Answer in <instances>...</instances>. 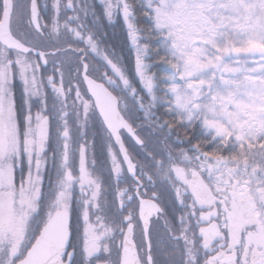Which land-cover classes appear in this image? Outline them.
Here are the masks:
<instances>
[{"label":"flooded vegetation","instance_id":"1","mask_svg":"<svg viewBox=\"0 0 264 264\" xmlns=\"http://www.w3.org/2000/svg\"><path fill=\"white\" fill-rule=\"evenodd\" d=\"M73 2L0 0V23L10 6L11 34L26 47H9L0 40V264L12 259L13 245L18 264L43 227L62 211L68 214L70 230L60 256L63 264H121L129 227L140 264H185L186 259L191 264H264V203L262 208L257 203L256 183L244 178L239 202H228L227 195L212 193L209 175L191 172L185 179V222L177 209L168 208L165 191L156 183L165 179H154L148 169L156 144L150 121L135 127L123 112L113 82L102 77L101 67L91 69L88 34L61 30L59 18L66 19L63 9ZM20 22L32 42L16 31ZM25 53L34 57L26 58ZM85 69L114 93L140 140L120 131L135 175L105 128L111 142L93 146L97 177L89 175L83 132L87 133L86 117L95 105ZM57 103L62 111H56ZM73 128L83 135L71 136ZM112 166L115 175L109 174ZM213 223L212 234L206 236L203 231ZM192 237L185 257L183 243Z\"/></svg>","mask_w":264,"mask_h":264},{"label":"trees","instance_id":"2","mask_svg":"<svg viewBox=\"0 0 264 264\" xmlns=\"http://www.w3.org/2000/svg\"><path fill=\"white\" fill-rule=\"evenodd\" d=\"M86 2L74 0L69 9H63L66 19L59 18L61 30L88 34V44L92 48L89 55L91 69L101 67L102 77L113 82L124 103L123 112L135 127L143 128L150 121L156 144L152 147L155 158L148 169L154 179H165L156 183L165 191L168 208L177 209L183 219L181 222H185L182 205L188 203L189 193L185 179L191 172L209 175L208 183L217 197L221 195L224 198L227 192L233 193L232 196L239 193L242 178L234 171L228 174L227 165L232 159L245 157V150L231 143L214 144L204 134L199 121L186 123L173 115L166 76L175 70L176 65L161 33L154 28L155 22L144 3L141 0H99L97 5L87 6ZM56 107V111H62L58 103ZM86 120L87 133L84 131L83 134L87 135V145L84 150L89 175L96 178L98 158L93 146L110 143L111 140L102 123L98 125L100 119L94 108ZM79 128H73L71 136L82 134L80 131L76 133L75 129ZM96 133H100L102 141L94 136ZM263 148L253 151L255 153L249 157L248 164L252 163L253 156L264 161ZM71 153L74 155L76 152L72 149ZM145 166L141 165V169L148 167ZM109 168V174L115 175L117 171L113 166ZM193 239L195 237L190 243H183L185 257L192 249ZM185 264H191L189 259Z\"/></svg>","mask_w":264,"mask_h":264},{"label":"rangeland","instance_id":"3","mask_svg":"<svg viewBox=\"0 0 264 264\" xmlns=\"http://www.w3.org/2000/svg\"><path fill=\"white\" fill-rule=\"evenodd\" d=\"M141 1L176 65L166 76L173 115L199 121L214 144L245 150L228 161V174L256 183L262 208L264 161L248 160L264 147V0ZM17 26L32 42L25 25Z\"/></svg>","mask_w":264,"mask_h":264},{"label":"water","instance_id":"4","mask_svg":"<svg viewBox=\"0 0 264 264\" xmlns=\"http://www.w3.org/2000/svg\"><path fill=\"white\" fill-rule=\"evenodd\" d=\"M5 10L6 13L0 23L1 42L9 47H17L23 50L26 49V47L17 41L11 34V7H6ZM83 75L87 90L94 101L95 107L105 127L112 135L115 143L119 146V150L129 171L132 175H135V164L127 153L120 130L124 128L137 140H139L138 136L134 134L131 126L122 115L119 109L118 99L109 88L104 83L87 75L86 69L84 70ZM82 162L83 166H85L84 157ZM63 213L64 211L56 213L43 227L37 240L30 247L23 259H28L31 254L32 264H63L60 256L66 249L67 242L70 238L68 214L66 213V215H64ZM215 225L216 224L213 223L211 226L205 228L203 232H206V236L212 234V226ZM18 264H20V262ZM121 264H140L135 242L133 240V233L130 227L127 229L123 241Z\"/></svg>","mask_w":264,"mask_h":264},{"label":"snow or ice","instance_id":"5","mask_svg":"<svg viewBox=\"0 0 264 264\" xmlns=\"http://www.w3.org/2000/svg\"><path fill=\"white\" fill-rule=\"evenodd\" d=\"M17 252H18V250H17L16 246L13 245V247L11 249L12 259L8 261V264H16V260L18 259ZM20 264H32L31 254L29 255L28 259L20 260Z\"/></svg>","mask_w":264,"mask_h":264}]
</instances>
